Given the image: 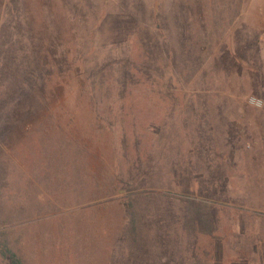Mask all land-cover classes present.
Wrapping results in <instances>:
<instances>
[{
	"label": "rangeland",
	"instance_id": "374dc122",
	"mask_svg": "<svg viewBox=\"0 0 264 264\" xmlns=\"http://www.w3.org/2000/svg\"><path fill=\"white\" fill-rule=\"evenodd\" d=\"M256 10L264 0H0V264L8 250L106 264L107 223L137 195L169 264H264ZM189 202L211 207V233Z\"/></svg>",
	"mask_w": 264,
	"mask_h": 264
},
{
	"label": "trees",
	"instance_id": "16d2710c",
	"mask_svg": "<svg viewBox=\"0 0 264 264\" xmlns=\"http://www.w3.org/2000/svg\"><path fill=\"white\" fill-rule=\"evenodd\" d=\"M7 55L8 54H0V68L4 67L6 69L9 66V62H6L5 57ZM23 59L28 60L29 57L24 56ZM30 63L31 62L23 61L18 64V66L19 68L23 66L27 70L26 73H30L33 70V65ZM32 74L33 73L31 72V75H29L28 78L22 80V85H29L31 83L30 78H34V74ZM121 188L122 185L118 184L117 181L114 180L109 184L107 190L109 195H112L117 193V191H122ZM147 197H150V195H137L135 197H131L128 201V206H125V204L120 205L118 203V206L122 207L121 220L117 223V225H113L110 221L107 223V226L108 228H111V231H109V242L107 244L108 255L106 264H169L165 257L163 258V256L160 257L161 255H158V249L163 250L164 248L166 249V247H152L147 240L146 233L151 225L149 220L150 216L144 211L146 209L144 203H140V206L138 205V201ZM108 202L109 204L114 205V203H111V200H108ZM187 208H190V210L195 212L194 216L200 214L206 215L204 219L193 217L191 224L194 228L198 226L205 229L206 232L211 233V230H213L211 222V207H195L194 204L189 202L187 204ZM4 254L10 259L12 264H24V260L17 252L8 250V253L4 252ZM151 254L156 255L154 256L155 260L151 258L149 259V255L151 256ZM174 263L178 264L177 261H174Z\"/></svg>",
	"mask_w": 264,
	"mask_h": 264
},
{
	"label": "crops",
	"instance_id": "0c3cea01",
	"mask_svg": "<svg viewBox=\"0 0 264 264\" xmlns=\"http://www.w3.org/2000/svg\"><path fill=\"white\" fill-rule=\"evenodd\" d=\"M250 12V11H249ZM252 12V11H251ZM250 12V13H251ZM253 14H260L261 15V19H262V26L261 25H257V26H253L254 28H255V30H257V32H260L261 34H260V37L262 36V39H261V41H262V45H263V48H264V11H262V12H257V10H256V12H252ZM255 30H253V31H255ZM257 116H259L260 117V119L261 120H263V122L261 123V129H260V131H261V133H262V137H263V142H264V113H258L257 114Z\"/></svg>",
	"mask_w": 264,
	"mask_h": 264
},
{
	"label": "built area",
	"instance_id": "2783aa9c",
	"mask_svg": "<svg viewBox=\"0 0 264 264\" xmlns=\"http://www.w3.org/2000/svg\"><path fill=\"white\" fill-rule=\"evenodd\" d=\"M249 102L251 105L264 109V100L256 96L250 97Z\"/></svg>",
	"mask_w": 264,
	"mask_h": 264
}]
</instances>
